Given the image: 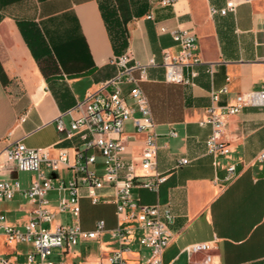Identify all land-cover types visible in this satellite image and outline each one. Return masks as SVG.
<instances>
[{
  "label": "crops",
  "instance_id": "1",
  "mask_svg": "<svg viewBox=\"0 0 264 264\" xmlns=\"http://www.w3.org/2000/svg\"><path fill=\"white\" fill-rule=\"evenodd\" d=\"M225 1L176 0L162 5L159 0H0V152L21 140L51 157L64 149L72 163L81 141L77 135L66 138L59 132L57 119L69 128L74 113L67 111L116 72L109 63L112 56L129 51L130 64L145 65L146 76L138 85L159 135L154 169L167 175L156 191L134 186L132 195L144 204H167L174 215L162 264H203V252L188 256L182 249L213 239L212 264H264V159H258L264 150V105H244L223 115L226 154L213 157L207 152L205 139L211 126L201 124L211 104L220 112L234 105L241 93L264 84V0L240 3L225 15L209 14L210 5L222 7ZM107 7L114 9V20L105 16ZM114 21L126 41L120 52L112 45ZM162 26L196 35L203 63L196 66L192 83L165 80L162 52L174 54L179 47L168 31H160ZM207 64L212 65L211 73L205 70ZM131 73L138 77L137 69ZM130 86L121 84L124 95ZM223 87L225 91L213 101L212 93ZM127 101L132 105L131 99ZM170 130L176 135L168 134ZM123 136L132 139L128 158H135L143 135L127 121ZM180 157L189 162L175 167ZM230 165L234 170L227 178ZM91 167L101 169L99 155ZM41 170L54 178L73 176L68 167L48 171L41 165ZM20 172L8 166L1 178L27 188L34 173L21 177ZM136 173L144 172L137 168ZM80 193L79 226L91 230L103 220L106 230L52 254L66 263L95 264L119 247L109 233L116 225L113 188L98 190L100 202L112 207V215L93 219L85 211L89 200L85 188ZM56 197L55 191L48 193L52 206ZM30 208L20 193L0 203V210L16 225L27 220ZM66 214L56 222L66 223ZM17 244L5 242L1 234L0 255L22 262L31 247L25 243L16 249ZM147 254L136 239L122 251L124 264H146Z\"/></svg>",
  "mask_w": 264,
  "mask_h": 264
},
{
  "label": "built area",
  "instance_id": "2",
  "mask_svg": "<svg viewBox=\"0 0 264 264\" xmlns=\"http://www.w3.org/2000/svg\"><path fill=\"white\" fill-rule=\"evenodd\" d=\"M162 5H171L176 0H159ZM250 0H226L222 7L210 5L209 14L225 15L234 12L238 4ZM179 49L174 54L162 52L164 78L171 82L183 84L192 83L198 71L196 66L203 63L198 50L196 35L187 29H167ZM129 51L112 56L109 63L116 72L101 87L77 101L67 112L74 113L66 128L60 118L56 128L64 133L66 138L77 135L81 146L74 148V161L71 163L64 149H60L54 157L41 149L26 146L21 140L15 141L0 152V203L10 201L16 193H20L31 206L27 220L21 225L8 221L7 216L0 210V233L7 243H27L30 250L25 259L17 264H83L79 262L66 263L63 260L51 258L52 249H64L75 245L79 240L95 239L105 229L103 220H97L93 229L84 230L76 221L80 212V189L85 188L86 196L92 204L103 200L98 190L103 187L113 188V204L116 225L109 230L112 238L119 242V247L113 250L104 260L95 264H124L122 251L129 249L135 241L148 249L146 264H162V253L169 243V225L174 215L169 205L161 203L144 204L133 197L132 188L141 186L156 191L163 183L166 173L154 169L158 149V133L150 114L147 99L138 85V80L146 76L145 65L130 64ZM148 63L152 64L150 58ZM137 69L138 77L131 73ZM206 72L211 73L212 65L207 64ZM131 84L127 95L121 91V84ZM225 88L212 93V100L218 99V94ZM127 98L131 99V104ZM244 105H264V84L258 90L241 93L234 105L226 106L220 112L215 111L213 104L208 108L207 118L201 124H210L211 132L205 139L206 150L213 157L229 152L228 146L221 139L224 125L223 115L233 114ZM137 111L138 115H134ZM23 118L20 117V120ZM131 122L135 133L142 134V147L135 158L131 154V141L123 136L124 125ZM176 135L174 130L168 132ZM97 152V153H96ZM100 156L101 169L96 165ZM258 159H264V150L258 154ZM186 157L177 159L175 167L188 163ZM41 165L48 171H58L62 167L71 169L70 179L54 178L41 170ZM12 166L18 171H29L34 177L27 188L22 189L19 183L1 178L6 167ZM143 170L142 175L136 169ZM234 166L227 167V178L233 174ZM55 191L57 197L52 206L48 193ZM69 213L74 219L70 224L56 222L58 216ZM47 224L48 227H45ZM140 235L136 236V233ZM214 241L190 243L183 247L188 256L203 252V264H212ZM0 264H16L5 256L0 255Z\"/></svg>",
  "mask_w": 264,
  "mask_h": 264
},
{
  "label": "rangeland",
  "instance_id": "3",
  "mask_svg": "<svg viewBox=\"0 0 264 264\" xmlns=\"http://www.w3.org/2000/svg\"><path fill=\"white\" fill-rule=\"evenodd\" d=\"M20 173H21L20 174L21 177L22 176L27 177V176L30 175V173H33V172L21 171ZM85 211L87 213V216H89L91 219L98 218V217H104V216H111L112 215V207L110 205L102 204V202H100V201L98 203H96V204H92L90 202V200H87L86 205H85ZM63 219H64V221L67 224L71 223V217H70L69 214L63 215ZM44 226L48 227L47 224H44ZM0 235H1V233H0ZM15 246H16V249H19V248L22 249L25 246V243H18ZM56 249H58V248L52 249V252L54 253V251ZM51 258L55 259V255L52 254Z\"/></svg>",
  "mask_w": 264,
  "mask_h": 264
},
{
  "label": "trees",
  "instance_id": "4",
  "mask_svg": "<svg viewBox=\"0 0 264 264\" xmlns=\"http://www.w3.org/2000/svg\"><path fill=\"white\" fill-rule=\"evenodd\" d=\"M104 14L106 17L114 20V9L112 7H107ZM112 25L114 28H116L112 36V45L115 52H120L124 49L126 44L124 34L115 21L112 23Z\"/></svg>",
  "mask_w": 264,
  "mask_h": 264
}]
</instances>
